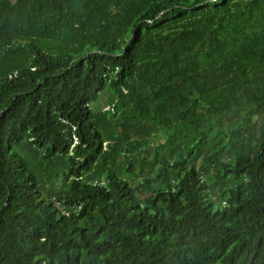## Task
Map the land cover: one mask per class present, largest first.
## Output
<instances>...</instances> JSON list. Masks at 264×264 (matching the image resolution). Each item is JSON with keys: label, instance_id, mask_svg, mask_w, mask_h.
I'll return each instance as SVG.
<instances>
[{"label": "trees", "instance_id": "1", "mask_svg": "<svg viewBox=\"0 0 264 264\" xmlns=\"http://www.w3.org/2000/svg\"><path fill=\"white\" fill-rule=\"evenodd\" d=\"M0 264H264V0H0Z\"/></svg>", "mask_w": 264, "mask_h": 264}, {"label": "rangeland", "instance_id": "2", "mask_svg": "<svg viewBox=\"0 0 264 264\" xmlns=\"http://www.w3.org/2000/svg\"><path fill=\"white\" fill-rule=\"evenodd\" d=\"M109 105V92L108 89H104L98 95V97L90 102V108L94 111H100L108 108Z\"/></svg>", "mask_w": 264, "mask_h": 264}]
</instances>
